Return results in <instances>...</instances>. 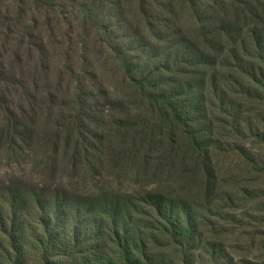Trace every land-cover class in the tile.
Segmentation results:
<instances>
[{"label":"rangeland","instance_id":"1","mask_svg":"<svg viewBox=\"0 0 264 264\" xmlns=\"http://www.w3.org/2000/svg\"><path fill=\"white\" fill-rule=\"evenodd\" d=\"M230 5L231 0H0V27L3 26L0 35H5L0 46L9 49L7 54L17 51L24 59L23 69L34 73L23 75L27 81L19 87L15 82L4 81L19 74L13 59L9 58L13 63L11 68L2 61L0 127L8 109L17 115L23 109L34 118L32 132L39 138L34 150L20 141L18 149L11 148L12 154L7 151L6 142L0 141V209L7 213L6 204L14 195H21L29 206L21 225L25 224L23 230L20 226L13 228L6 214L0 219V264H107L103 257L113 264H125L120 260L119 250L101 242L99 217L88 216L85 210L90 202L99 205L105 197L138 199L147 191L135 181L130 161L123 163L122 169L113 170L115 161L110 156L124 149L119 146L121 136L109 134L114 130L111 126L114 118L123 116L124 110L131 111V119L124 118L122 132L132 129L126 147L133 139L136 149L146 143L142 145L146 150L151 143L150 130L145 128L150 108L141 103L144 97L137 95V89L125 80L120 61L132 66L130 77L143 80L168 59L173 63L195 43L201 18L207 25L213 24L223 9L226 13L222 14L220 24L226 22ZM26 34L31 37L26 38ZM222 40L230 46L226 36ZM238 51L242 57L243 51ZM158 74L143 84L146 92L156 89L161 81ZM31 76L36 78V90ZM229 76L220 71L217 77L220 89ZM28 90L34 92L30 96L36 94L33 114L28 105ZM219 94L209 108L220 134V138H215L214 148L220 151L216 170L221 179V193L213 203L217 205L226 197L239 202H233L228 212L217 216L212 210L213 214L208 215L210 202L198 200L200 234L191 260L195 264H264V186L257 184L256 178L245 179L247 168L238 161L237 152L244 149L259 156L262 161L258 170H263L260 175L264 174V145L252 136L261 128L262 108L245 104L239 114L247 135L230 134L232 131L226 126L230 122V109L221 103ZM58 141L59 153L55 154L53 147ZM186 145L177 144L174 151H186ZM86 147L90 165L95 168L91 172L85 163ZM155 148L166 147L156 143ZM53 174L55 179L51 177ZM198 183L191 185L184 195H194L200 187ZM179 188H172V192ZM152 190L159 189L151 186L149 191ZM39 191L46 193L44 205L62 195L70 197L68 211L73 209L74 217L66 231L60 233V244L48 246L41 240L40 203L34 198ZM142 221L144 225L150 224L146 218ZM78 225L83 226V236L75 244L73 227ZM16 231L22 233L16 236L17 246L12 242ZM147 238L150 239V234L143 229L136 235V243ZM156 249L151 256L157 258L150 264L174 262L179 258L175 251Z\"/></svg>","mask_w":264,"mask_h":264},{"label":"trees","instance_id":"2","mask_svg":"<svg viewBox=\"0 0 264 264\" xmlns=\"http://www.w3.org/2000/svg\"><path fill=\"white\" fill-rule=\"evenodd\" d=\"M220 11L213 24L207 25L202 18L200 19L198 25L200 31L193 39L195 43L189 46L183 55L176 57L173 63L168 59L143 80L136 81L132 76L130 77L133 72L132 66L120 61L125 80L137 89V95L144 97L141 103L147 104L150 108V114L147 116L148 124L145 128L150 130L151 143L146 150L142 147L146 143L141 145V149H136L134 147L136 141L133 139L129 146L131 150L126 147L132 129L122 132L124 118L131 119V111L124 110L123 116L114 118L111 123L114 130L109 132L110 137L121 136L119 146H124V149L110 156L112 161H115L116 167H113V170L122 169L123 163L130 161L134 167L135 181L139 184V188L147 191L138 199L105 197L101 199L99 205L90 202L85 210L88 216L99 217L101 242L119 250L120 260L125 264L152 263L157 258L151 256L156 247V250L165 252L175 251L174 254L179 256L174 262L164 264H195L191 256L196 251L195 245L200 234L198 223L200 219L197 218V210H200L198 200L204 199L205 202H210L208 211L216 212L217 216L228 212L232 204H235L233 202H239L236 198L226 197L223 202H217V205L213 203L218 201L221 193V179L216 170L219 157L217 155L220 151L214 148L215 138H220V134L209 114V108L212 106V101L217 98V93L220 92L221 103H226L230 109V122L226 124L227 130L232 131L230 134L247 135L241 120L242 115L239 114L245 104L250 103L252 107L262 108H260L263 113L261 128H258L256 134L252 136L264 145V0H231L228 19L223 24H220V19L226 11L223 9ZM4 24L8 25L7 22ZM2 28L3 26L0 27ZM246 30L249 34H246ZM4 36V34L0 35V41ZM223 36L230 41V46L223 42ZM30 37L26 34V38ZM244 41L246 43L248 41L249 45L245 46ZM238 50L243 51L242 57ZM7 51L9 49L0 46V70H4L3 60L6 61V66L12 67L13 63L9 60L11 57L19 74L13 80L6 78L4 81L15 82L21 87V84L27 81L23 75L34 73L23 69L25 63L22 64L21 61L24 62V59L18 56L17 51L10 54H7ZM220 71L230 75L228 82L224 81L223 89H220L217 82ZM154 74H158L161 81L157 82L153 92H146L147 88L143 84L146 85L149 77ZM31 84L36 90V78L33 76H31ZM28 91L30 100L28 105L32 108L30 114H33L36 94L30 96L34 92ZM237 103H239L238 111H235L234 107ZM2 122L0 141L6 142L9 149L7 151L11 154L13 151H10L11 148L18 149L20 141L30 146L32 150L38 145L39 138L34 136L35 131L32 132L34 118L27 111L21 109L20 114L17 115L8 109L7 116ZM92 135L99 137L95 133ZM100 141L103 142L104 138L102 137ZM156 143L166 148L157 150ZM177 144L179 146L187 144L188 149L174 151ZM77 145L81 147L80 143ZM231 146L237 147V145ZM87 149V147L83 149L87 156L85 160H88L85 163L91 172L95 168L90 165L88 159L90 152ZM242 151L237 152L238 161L247 168L244 172L248 174L245 175V179L256 178L257 184L261 183V186H264V174L260 175L263 170H258L261 158L250 154L247 150L242 149ZM53 152L59 153V141L55 143ZM247 160H250V163H247ZM73 165L77 166V163L73 162ZM101 168L105 170V167ZM85 175L84 177H87V174ZM51 177L55 179L54 174ZM195 182H199L200 186L196 189V196L192 193L184 195V192ZM151 186L159 190L149 191ZM174 187L183 188L177 189L174 193L172 192ZM62 196L44 205L46 193L39 191L34 195L35 200L40 203L38 211L41 216L40 237L48 246L61 243L60 233L66 231L74 217L73 209L68 211L70 197L68 194ZM28 209L29 206L24 198L21 195H14L6 204L7 213L0 209V219L5 218L6 214L7 218L12 220L13 228L17 229V226H20L23 230L25 224L21 225L26 219L25 212ZM212 211L208 215H212ZM143 218H146L150 224L144 225ZM82 227V225L73 227L75 244H79L82 239ZM143 229L147 230L148 235L150 234V239L136 243V235L141 234ZM215 229L214 227L213 230ZM153 233H156V236L152 235ZM17 234L22 233L16 231L13 234L15 236L12 237V242L16 246ZM90 242H93L92 239ZM103 259L107 264H113L109 258L103 257Z\"/></svg>","mask_w":264,"mask_h":264}]
</instances>
